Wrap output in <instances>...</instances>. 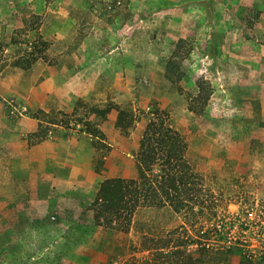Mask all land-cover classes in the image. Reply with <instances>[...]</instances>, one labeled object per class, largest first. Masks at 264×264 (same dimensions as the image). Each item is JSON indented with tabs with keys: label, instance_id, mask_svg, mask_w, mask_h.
I'll list each match as a JSON object with an SVG mask.
<instances>
[{
	"label": "rangeland",
	"instance_id": "rangeland-1",
	"mask_svg": "<svg viewBox=\"0 0 264 264\" xmlns=\"http://www.w3.org/2000/svg\"><path fill=\"white\" fill-rule=\"evenodd\" d=\"M263 45L264 0H0V264H175L176 245L195 254L208 230L223 252L201 264H264ZM158 115L185 139L204 201L140 206L127 231L95 225L101 182L135 168ZM113 117L125 161L104 158ZM11 125L26 154L15 174ZM76 135L92 138L95 179L58 181L82 160L29 162L32 145Z\"/></svg>",
	"mask_w": 264,
	"mask_h": 264
},
{
	"label": "trees",
	"instance_id": "trees-1",
	"mask_svg": "<svg viewBox=\"0 0 264 264\" xmlns=\"http://www.w3.org/2000/svg\"><path fill=\"white\" fill-rule=\"evenodd\" d=\"M37 59L38 56H32L31 63ZM31 63L29 60V65ZM12 65L25 66L20 61ZM106 110H102L101 114L108 111ZM127 117V112L120 109L117 125L122 129L126 125ZM136 165L137 177H113L101 182L96 200L91 207L95 225L127 231L135 211L140 206L169 204L181 211L188 208L189 202L204 201L202 198L204 195L196 189L200 178L186 157L185 139L178 129L168 125L159 115L150 120L143 132L136 154ZM213 235L211 230L199 232L195 254H187L179 247L181 244H177L173 252L180 255L173 262L201 264L200 258L203 254L211 257L221 254L223 249L220 243H213L211 237ZM164 248L156 247L155 250L162 254L161 250Z\"/></svg>",
	"mask_w": 264,
	"mask_h": 264
},
{
	"label": "crops",
	"instance_id": "crops-1",
	"mask_svg": "<svg viewBox=\"0 0 264 264\" xmlns=\"http://www.w3.org/2000/svg\"><path fill=\"white\" fill-rule=\"evenodd\" d=\"M264 46V45H263ZM240 56V55H236ZM50 82V79L45 80L43 84L47 85V83ZM13 84H16L15 81H12ZM83 98H86V96H82ZM116 117H113V120L108 119L104 121L101 125L100 128L105 132L106 136H108V140L105 142H108L110 147H112V153L109 156H105V160L108 161H116V160H127L129 156H131V153L128 152L127 147L130 145L129 138L126 136H123L119 130H117L116 125H115V120ZM3 126V125H2ZM22 125H11L10 130L12 132L11 134V139L13 143L16 142L18 144V149L13 150L14 152L11 153L10 155H7V159L10 160L12 164V172L15 174V171L18 170L19 168V163H21L25 157L26 154L23 153L21 150V145H20V130H21ZM30 126V131L34 132L37 131L40 127V125H28ZM3 132V129H1ZM16 131V132H15ZM72 139H68V141L64 140H54V138L50 137L47 138L46 140L32 145L31 147L28 148V155H29V162H40L43 163L44 165V170L46 172H52L50 171L51 169V163L53 161H60V162H65L64 166H67V163L69 162L68 160H73V161H81L86 162L88 164H85L83 166L77 165L78 167L75 172H70L68 175L64 176L61 172L58 170L56 174V178L58 181H64L65 184L73 185L78 177H83V176H88L90 178H94L97 176V174L93 171L92 169V161H93V156H94V151L93 147L90 143H88L87 139L88 137L84 136H72ZM133 138V137H132ZM88 139H92L89 137ZM18 142V143H17ZM126 145V148H122L123 151L118 150L117 145ZM88 145V146H87ZM15 146V144H14ZM82 149V150H80ZM69 151V152H68ZM68 154L73 156L72 158L68 157ZM132 162L130 161V164ZM133 165V163H132ZM110 166V165H109ZM129 166V165H128ZM137 165H135V168L130 167V169H124L123 171L119 170V168L115 167L114 168V173H110L106 176V178H113V177H122V178H134L137 175ZM61 168H65L62 167ZM60 168V169H61ZM120 171V172H119ZM61 185L60 183H58ZM64 184V183H63Z\"/></svg>",
	"mask_w": 264,
	"mask_h": 264
},
{
	"label": "built area",
	"instance_id": "built-area-1",
	"mask_svg": "<svg viewBox=\"0 0 264 264\" xmlns=\"http://www.w3.org/2000/svg\"><path fill=\"white\" fill-rule=\"evenodd\" d=\"M222 224H219L218 226H221Z\"/></svg>",
	"mask_w": 264,
	"mask_h": 264
}]
</instances>
